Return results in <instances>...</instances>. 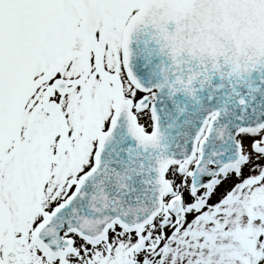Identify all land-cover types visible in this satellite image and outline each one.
Instances as JSON below:
<instances>
[{
	"label": "snow or ice",
	"instance_id": "snow-or-ice-1",
	"mask_svg": "<svg viewBox=\"0 0 264 264\" xmlns=\"http://www.w3.org/2000/svg\"><path fill=\"white\" fill-rule=\"evenodd\" d=\"M0 264H264V0H0Z\"/></svg>",
	"mask_w": 264,
	"mask_h": 264
}]
</instances>
